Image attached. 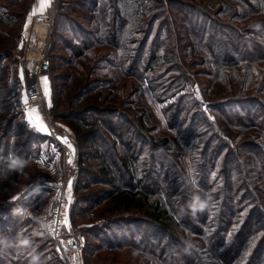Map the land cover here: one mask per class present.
<instances>
[{"label":"trees","instance_id":"obj_1","mask_svg":"<svg viewBox=\"0 0 264 264\" xmlns=\"http://www.w3.org/2000/svg\"><path fill=\"white\" fill-rule=\"evenodd\" d=\"M126 4L142 9L129 28ZM263 11L264 0H220L214 11L196 0H57L49 42L55 36L69 52L58 59L90 57L76 97L112 81L109 69L134 80L119 101L69 112L80 121L68 122L77 155L71 209L98 206L105 218L83 232L85 254L123 252L122 264H132L131 253L155 256L152 264H264V21L243 23ZM8 53L0 49V159L25 161L44 134L20 117L18 68L11 85L2 75ZM195 83L213 95L211 114L201 110ZM136 84L162 104L189 164L180 145L151 133L145 109L126 106ZM196 195L207 208L193 217ZM18 202L0 204V264L34 256L63 264L40 221L23 213L28 201Z\"/></svg>","mask_w":264,"mask_h":264},{"label":"rangeland","instance_id":"obj_2","mask_svg":"<svg viewBox=\"0 0 264 264\" xmlns=\"http://www.w3.org/2000/svg\"><path fill=\"white\" fill-rule=\"evenodd\" d=\"M196 2L204 3L209 6L210 10L214 11L220 0H196ZM56 5L57 0H0V49L9 52V56L3 61L4 66H7L2 75L6 78L5 82L11 85L14 79L9 72H13L18 68L19 84L16 85L19 86H17L18 92H16V97H18L21 103L23 113L25 112V114L20 117H28V115H31L28 114L27 111H32L33 117H41L40 128L33 127V129L44 134V136H41V139L35 142V148L32 150L29 158L25 161H17L18 167L16 171L8 173L6 178L4 175H0V204L12 203L13 201L18 202V199L23 201L26 200V202L28 201V205H23V213L33 219L39 220L42 231H44L47 221L45 204L51 192L50 183L60 176V174L66 172L67 187L65 194L68 197L69 204V213L66 219V231L68 233H83L91 226L102 223L105 218H103L104 216H98V210L100 209L98 206H95L90 210H84L87 207L85 204L83 206L79 205L75 210H73V208L71 209L73 201L72 192L74 188L72 182L75 176L72 173V169L74 167V162L77 161V155L76 151H74L75 148L72 139L69 146L74 149V159L71 160L68 168L65 169V154L57 141V136L68 132L72 135V138L74 137V132L68 125V122L79 124L80 121L77 119H71L69 112L79 111L85 106L90 104H100L103 103V101L107 105L119 101L121 91L123 90L127 95V92L130 91V83L134 80L133 78L129 79L128 77L121 75L117 72V69L111 70L108 68L111 74L110 77L111 79L113 78L112 81L102 82L101 84L92 86L90 89L85 90L82 94L76 97L75 91L78 90L82 84L83 73L90 57L88 58L86 53L78 57L70 56L72 64H65L58 59L59 57L67 59L66 57L69 52L62 48L60 41H57L55 36L51 39L52 44L49 42V39L52 36V23L54 14L56 13ZM126 5L125 28H129L135 24L134 18L137 15L138 10L142 11V9L136 10L135 4H133V6L131 4ZM230 9L231 7L228 6L227 11ZM58 12L60 15L72 16L70 13L64 12L63 10H58ZM39 13L52 14V28L50 27L49 29L46 48V55L48 56V51L51 57L48 56L50 62L48 73L40 78V84L42 86V102L37 106H32L29 104L26 91L27 85L22 68V55L23 45L32 22V17ZM75 14L77 15L78 13H73L76 18ZM79 14L89 13L84 11ZM225 14L226 11L220 13L219 16L224 17ZM2 16L4 18H2ZM61 19L64 21L62 16ZM255 20L264 21V11L261 15L253 17L252 20L244 18L243 23L247 24L250 21ZM59 33L61 32L59 31ZM107 47L109 46L105 45L101 48L106 49ZM58 74H66L68 76L65 78L52 77ZM136 86L139 90L130 94L128 101H131V104L127 103L126 106L132 107V110L138 108L145 109L147 114V124L154 127V130H151V133L156 136L158 141H163L165 139L172 140L174 143L180 145L184 153L183 160L185 163L189 164L190 159L188 148L181 144L176 130L168 128L164 123L161 113L162 104L152 98L146 86L142 87L139 84H136ZM193 88L195 89L196 96L200 102L201 110L211 114L208 102L213 100V95L211 97L210 95L207 96L205 90H203V88L197 83H195ZM215 90H221V95L226 91V89H223V85L220 82L215 84ZM12 92H10L9 95H11V100L16 105L17 98H15V93ZM3 93L5 95V89ZM110 93L111 95H109ZM167 102L169 101L167 100L164 103ZM202 103L206 104V110L202 109ZM54 111H56V115H54ZM4 113L5 112L0 111V115H3ZM15 113H17L16 110ZM20 123L21 122L19 121V124ZM6 164L7 157L0 159V173L4 172ZM95 187L96 186H91V190ZM18 203L22 206L20 202ZM83 234L87 241L88 236L85 233ZM86 241L81 253V258L84 264H103L106 262H110L111 264L123 263L124 260L121 257L123 252L105 250L95 256L85 254L84 249ZM113 257H115V260L112 261L111 259H113ZM130 257L132 258V264H141L142 262L147 261H149L150 264L159 263L156 261L155 256L131 253Z\"/></svg>","mask_w":264,"mask_h":264},{"label":"built area","instance_id":"obj_3","mask_svg":"<svg viewBox=\"0 0 264 264\" xmlns=\"http://www.w3.org/2000/svg\"><path fill=\"white\" fill-rule=\"evenodd\" d=\"M51 16V13H39L32 17L23 45L22 68L27 85L28 101L32 106H37L42 102L40 78L48 73L50 66L46 48L52 21ZM202 109L206 110L205 103H202ZM57 141L65 154L64 168L66 169L74 159V151L69 146L70 135L62 133L57 136ZM65 173L60 174L50 183L51 192L45 204L47 221L44 233L53 243L64 264H84L81 253L86 241L85 235L83 233H68L65 230L69 207L65 194L67 187Z\"/></svg>","mask_w":264,"mask_h":264},{"label":"clouds","instance_id":"obj_4","mask_svg":"<svg viewBox=\"0 0 264 264\" xmlns=\"http://www.w3.org/2000/svg\"><path fill=\"white\" fill-rule=\"evenodd\" d=\"M18 160L19 157H7V164L5 166V170L3 173H0V175H4L6 178L8 173L16 171L18 167ZM188 207L191 211L192 216L195 217L198 212H203L207 208V201L202 200L199 195H196L193 196L192 201L190 202ZM25 243H27V241H25ZM30 264H41L40 258L38 256L32 257Z\"/></svg>","mask_w":264,"mask_h":264},{"label":"crops","instance_id":"obj_5","mask_svg":"<svg viewBox=\"0 0 264 264\" xmlns=\"http://www.w3.org/2000/svg\"><path fill=\"white\" fill-rule=\"evenodd\" d=\"M27 112H28V114H31V115H28V117H25V119L29 123V125L34 127V128H40V126H41L40 125L41 124V122H40L41 117H33L32 111H27Z\"/></svg>","mask_w":264,"mask_h":264},{"label":"snow or ice","instance_id":"obj_6","mask_svg":"<svg viewBox=\"0 0 264 264\" xmlns=\"http://www.w3.org/2000/svg\"><path fill=\"white\" fill-rule=\"evenodd\" d=\"M46 82V81H45Z\"/></svg>","mask_w":264,"mask_h":264}]
</instances>
